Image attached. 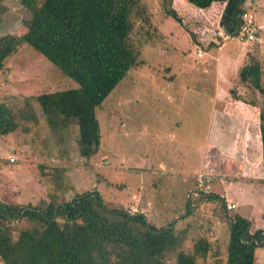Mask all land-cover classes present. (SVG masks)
<instances>
[{
    "label": "rangeland",
    "instance_id": "obj_1",
    "mask_svg": "<svg viewBox=\"0 0 264 264\" xmlns=\"http://www.w3.org/2000/svg\"><path fill=\"white\" fill-rule=\"evenodd\" d=\"M40 1L33 0L31 6L38 7ZM139 1L150 15L151 38L142 46L141 66L130 71L97 110L101 140L97 153L89 159L78 155L73 122L68 125V132L51 130L33 100L41 94L77 85L25 44L6 59L0 72V103L5 102L15 114L17 127L0 135V203L39 206L41 202L62 203L75 195L95 191L107 207L138 213L129 203L119 206V199L126 202L139 179L135 172L118 169L121 162L134 166L135 162L144 166L159 162L166 167L177 166L179 174L188 175L196 187L195 162L204 151L203 137L208 127L205 103L195 90L207 94L206 83L216 78L232 86L228 90L229 97L234 91L240 98L255 103L259 111H264V98L238 83V72L247 62V54L260 63L264 83V0H249L245 5L246 22L254 34L250 43L222 42L218 36L217 10L202 12L177 0L174 7L182 27L165 15L159 0ZM28 16L20 0H0V36H21L24 33L22 21ZM187 31L194 34L196 44ZM182 84L190 91H182L181 95ZM183 103L189 106L184 107ZM196 106L202 110L200 113ZM176 109L183 110L176 113ZM22 114H27L29 120L23 121ZM106 158H109L107 162ZM110 168L114 170L109 171ZM188 179L182 178L185 182ZM145 181L148 187L151 179ZM152 181L155 187L167 189L169 185L167 190L173 191L178 202L183 201L186 186L182 181L177 180L178 187L174 189L165 178ZM122 186H125L124 192H120ZM167 190L160 193V199L170 200L168 193L165 196ZM194 202L192 211L188 212L183 206L177 211L159 213L161 218L153 215L146 218L157 227L173 223L179 239L159 264H175L176 254L179 251L191 254L198 240L208 242L211 252L206 260L197 257V264H224L229 235L224 204L207 202L202 193ZM192 203L188 200L186 207L190 209ZM57 221L63 222L61 218ZM28 225L22 221L16 227ZM255 260V264H264V246L256 249Z\"/></svg>",
    "mask_w": 264,
    "mask_h": 264
},
{
    "label": "trees",
    "instance_id": "obj_2",
    "mask_svg": "<svg viewBox=\"0 0 264 264\" xmlns=\"http://www.w3.org/2000/svg\"><path fill=\"white\" fill-rule=\"evenodd\" d=\"M32 1L20 0L29 14L22 21L24 33L0 36V72L6 59L25 44L71 79L76 88L44 93L33 100L51 130L68 132L73 122L78 155L89 159L101 140L97 110L129 72L143 63L142 46L151 38L150 15L139 0H41L38 7L31 6ZM181 1L202 12L217 10L219 27L236 36L249 0ZM159 2L165 15L183 27L174 7L176 0ZM187 33L196 44L194 34ZM247 58L238 72V83L264 98L260 63L249 54ZM230 94L235 100L242 99L234 91ZM15 118L0 103V135L15 130ZM20 118L29 120L27 114ZM258 118L264 182L263 110ZM202 197L207 202L220 201L218 196ZM41 203H0L1 264H159L179 240L173 223L157 227L142 213L107 207L95 191L62 203ZM22 221L29 225L17 228ZM249 227L250 222L242 217L230 220L224 264H255V250L263 246L264 231L250 233ZM210 252L209 243L198 240L191 254H176L175 264H197V257L206 260Z\"/></svg>",
    "mask_w": 264,
    "mask_h": 264
},
{
    "label": "crops",
    "instance_id": "obj_3",
    "mask_svg": "<svg viewBox=\"0 0 264 264\" xmlns=\"http://www.w3.org/2000/svg\"><path fill=\"white\" fill-rule=\"evenodd\" d=\"M206 86L208 89L207 94L199 92V90H193L198 98H202V103H205L207 113L204 117L208 127L203 137L204 151L198 155L195 162V168L197 169L195 173L206 172L212 176L213 181L208 195L218 196L220 202L224 204L223 212L229 222L236 216L242 217L250 222V233L257 230L264 231V182L260 122L258 118L259 109L256 104L252 105L247 100H235L231 95L230 98L228 90L232 86L223 84L216 78L212 82L206 83ZM180 91L185 93L190 89L187 85L182 84ZM193 101L196 102L192 99ZM184 102L186 103L187 100H184ZM1 103L4 104L5 102ZM185 103L182 106H189ZM196 107L198 110V106ZM182 110L176 109L175 111L178 113L177 111L182 112ZM201 111L199 108L198 112ZM175 124L177 126L180 123ZM107 159L109 158L105 159L106 162ZM134 164L135 166L125 161L124 163L121 162L120 168H118L123 172L131 171L139 174V179L134 183L131 193L127 196L128 200L126 199L125 202L119 199L120 207H125L124 204L129 203L131 208L138 213H142L146 218L148 216L152 217V215L160 217L159 213L177 211L183 206L188 212L194 209V201L198 199L195 185L193 186L192 181L190 182L188 175L179 174V169L174 165L175 163L172 165L176 168L173 166L166 167L160 162L148 166L136 162ZM118 169H115L116 172H118ZM112 170L114 169L110 168L109 171ZM160 178L169 180L172 189L178 187L177 180L183 182L181 183L186 186V189L184 190L182 202H178L173 191L167 190L169 185L167 189L154 186L152 180ZM182 178L188 179V182H185ZM145 179H151V184L148 187L145 186ZM137 187L139 188L137 189ZM124 188L125 186H122L120 192H124ZM164 190H167L165 196L168 193L169 201L160 199V193ZM188 200L193 202L190 209L186 207ZM215 202L217 201L213 203ZM159 203H162L163 206H158ZM164 203H167V205L164 206ZM172 204L173 207H171ZM226 204L236 206L235 210H232L233 215L231 211L226 210Z\"/></svg>",
    "mask_w": 264,
    "mask_h": 264
},
{
    "label": "built area",
    "instance_id": "obj_4",
    "mask_svg": "<svg viewBox=\"0 0 264 264\" xmlns=\"http://www.w3.org/2000/svg\"><path fill=\"white\" fill-rule=\"evenodd\" d=\"M241 19H242V25L240 26V30L236 36H230V35L224 33V31L221 28H219L218 36L221 38L222 42L238 41L240 43H245V42H250V41L254 40V34L250 28V25L248 24V22H246L247 15L243 14ZM197 56L198 57L201 56L200 51L197 52ZM10 161L13 162L12 159H10ZM194 180L196 182L195 188H196V194L197 195L199 193L209 194L211 184L213 181V178L210 174H208L206 172H198L194 175ZM235 207L236 206L234 204H227L226 210L232 211L233 209H235Z\"/></svg>",
    "mask_w": 264,
    "mask_h": 264
}]
</instances>
